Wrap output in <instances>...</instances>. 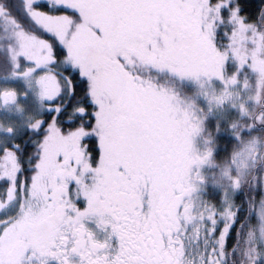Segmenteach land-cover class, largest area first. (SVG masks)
<instances>
[{
  "label": "snow or ice",
  "instance_id": "6c2138e0",
  "mask_svg": "<svg viewBox=\"0 0 264 264\" xmlns=\"http://www.w3.org/2000/svg\"><path fill=\"white\" fill-rule=\"evenodd\" d=\"M21 3L30 27L10 37L0 66L24 87L0 90V105L19 114L27 104L37 114L20 133L0 125V264H184L192 174L212 151H194L199 117L159 77L201 88L219 82L216 107L230 103L245 119L232 93L247 69L264 95V3ZM201 99L213 100L207 92L196 98L203 112ZM257 123L264 125V112ZM231 131L239 142L235 123ZM237 159L246 166L245 152ZM260 192L264 198V184ZM238 213L228 209L221 226L217 211L208 212L214 243L202 264H223L234 228L239 236Z\"/></svg>",
  "mask_w": 264,
  "mask_h": 264
},
{
  "label": "flooded vegetation",
  "instance_id": "af4514ba",
  "mask_svg": "<svg viewBox=\"0 0 264 264\" xmlns=\"http://www.w3.org/2000/svg\"><path fill=\"white\" fill-rule=\"evenodd\" d=\"M173 86L177 91L175 83ZM182 102L189 109L195 110L190 104L191 101L185 99ZM201 103H205V100H201ZM236 103L237 109L246 113L243 120L239 119L238 112L233 110L230 103H224L222 109L213 104L211 113L205 110L208 113L204 116L202 112L195 110L199 124L198 131L192 137L194 151L206 153L211 150L212 155L204 164L193 170L196 190L192 193L191 204L194 220L188 222L183 236L184 264H202L206 252L211 251L214 241L207 234L206 217L213 208L217 211L216 219L221 226L229 218L228 209L234 212L237 207L239 208L236 226L239 229V236L237 237L234 228L227 246L223 249L221 257L223 264H253L257 257L256 242H253L254 222L256 211L264 206V198L260 192V185L264 184V125L257 121L259 115L264 112V95L246 104L247 111L243 109L241 102ZM233 123L243 133L239 142L232 139L235 135L231 131ZM249 128H252L251 132L248 131ZM241 152L246 154L245 167L236 163ZM254 194L255 201L252 199ZM253 212L254 215L245 218L247 214ZM201 214L205 217L203 221ZM240 222H243L242 227ZM218 235L217 233L216 245H219ZM233 246L235 250H232ZM220 251L217 247V253Z\"/></svg>",
  "mask_w": 264,
  "mask_h": 264
},
{
  "label": "rangeland",
  "instance_id": "374dc122",
  "mask_svg": "<svg viewBox=\"0 0 264 264\" xmlns=\"http://www.w3.org/2000/svg\"><path fill=\"white\" fill-rule=\"evenodd\" d=\"M249 39H251V36L249 37ZM236 71V69H235ZM234 71V72H235ZM231 73V76L233 75V73ZM231 76H226L227 77H231ZM162 77V76H160ZM239 78H242L241 80V89L240 90H233V98H235V104H237L236 102L239 101L241 102V105L243 107L244 110H246V107H244V103L247 102L246 104H250V102L252 101V99L257 98V88H256V77L253 73H251L250 71H248L247 69H244L243 71H241L239 73ZM165 81H162L161 79H159V83L161 85H163L164 88H167L169 90L172 89V86L170 85V83H168L167 85L164 83ZM173 83V81H172ZM203 83V82H202ZM250 83V87H246L248 84ZM200 87V84H198ZM207 85V86H206ZM16 88L17 90H23V84L22 83H13L9 77L7 79H1L0 80V90H6L9 88ZM211 86H209L207 83H203V88H195L193 89L194 92L192 94V96L190 98H186L185 95H181V97L183 98V100H189L191 101L190 104H192V106L195 107V110L198 112H201L199 110V105H197L194 101L196 100L197 97H200L203 95L204 92H207V99L208 100H214V97H221L223 95V87L220 84V86L213 88H209ZM203 100V99H201ZM205 106V110L208 109V107H213V104L215 105V102H213L211 105H208L206 103H201ZM246 105V106H247ZM247 111V110H246ZM205 113H208L206 111L202 112V115L204 116ZM37 113L34 109V107L29 106V105H25L24 106V110L22 112H20L19 114H17V110L16 107L14 105H10V106H2L0 105V125L7 127L9 124H12L16 129L17 132H23V125H25L28 121V118L30 116H35ZM232 116V115H231ZM236 163H238V159L236 160ZM240 166V165H239ZM264 205V203H263ZM256 233L254 234V237L256 238L257 244H258V248H259V252H258V256L259 257H264V206L263 208H259L258 211H256ZM258 233V234H257ZM255 253L257 254V249L255 248Z\"/></svg>",
  "mask_w": 264,
  "mask_h": 264
},
{
  "label": "trees",
  "instance_id": "16d2710c",
  "mask_svg": "<svg viewBox=\"0 0 264 264\" xmlns=\"http://www.w3.org/2000/svg\"><path fill=\"white\" fill-rule=\"evenodd\" d=\"M247 2L253 6V9H255V6L264 3V0H247ZM22 8L23 4L21 3V0H0V61H3L8 54L10 37L14 36L18 31L27 30L30 27L28 21L25 19ZM234 71L235 68H230L229 71L225 73V76H231V73ZM9 76L10 70L8 69L7 65L4 64L3 66H0V80L7 79ZM159 79L165 81L166 83H164L166 85L170 83L172 86L171 90H174L173 83H175L177 86V91L180 93V95L190 96L194 92L193 89L200 88L198 84L192 85L185 83L182 85L176 80L170 79L167 76L159 77ZM241 79L242 78H240V82L242 81ZM219 85V82H213L212 86L209 88H215ZM256 226V222H254L255 233L257 230ZM253 242H256L255 248L257 249L258 257L259 248L256 238L253 240Z\"/></svg>",
  "mask_w": 264,
  "mask_h": 264
}]
</instances>
